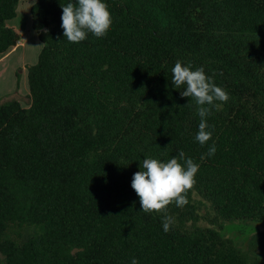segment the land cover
I'll return each mask as SVG.
<instances>
[{"label": "trees", "instance_id": "1", "mask_svg": "<svg viewBox=\"0 0 264 264\" xmlns=\"http://www.w3.org/2000/svg\"><path fill=\"white\" fill-rule=\"evenodd\" d=\"M22 1L42 49L28 106L0 102V264H264V232L249 251L223 234L264 225V0H104L107 34L80 43L61 27L70 0H0V55L21 40L8 22ZM178 60L230 97L204 146ZM179 151L199 165L188 204L144 213L133 175Z\"/></svg>", "mask_w": 264, "mask_h": 264}, {"label": "clouds", "instance_id": "2", "mask_svg": "<svg viewBox=\"0 0 264 264\" xmlns=\"http://www.w3.org/2000/svg\"><path fill=\"white\" fill-rule=\"evenodd\" d=\"M61 7V27L69 43L84 41L88 33L97 38L104 37L112 24L111 14L104 0H78V3L70 0ZM171 71L174 87L184 86L180 95L192 98L198 106L200 123L195 139L204 146L212 138L206 117L210 114L212 107H219L216 104L217 101L227 102L230 97L225 90L214 83L212 76L205 74L203 67L192 70L190 65L182 66L181 61L178 60ZM215 152L216 148L212 145L207 155L212 156ZM140 169L133 175L131 186L140 198L144 213L165 212L167 206L173 202L177 207L188 204L187 193L196 183L195 176L199 165L192 159L186 158L183 151H179L176 156L166 162L153 158L143 159ZM172 223V217L165 215L163 230L168 232ZM131 264H138V261L133 258Z\"/></svg>", "mask_w": 264, "mask_h": 264}, {"label": "crops", "instance_id": "3", "mask_svg": "<svg viewBox=\"0 0 264 264\" xmlns=\"http://www.w3.org/2000/svg\"><path fill=\"white\" fill-rule=\"evenodd\" d=\"M25 2H20L17 9V16L8 22L9 27L15 29L21 35V28L29 29L25 26L27 23L25 21H20L18 15L20 11L25 9L28 16L30 15V10L33 2L23 8ZM23 14L27 17V14ZM25 26V27H23ZM37 38V37H36ZM40 44V43H39ZM26 45L21 40L17 45L11 48L7 53L0 55V102L7 98H17L22 103L23 99H27L29 95V84H28V67L34 65L38 61L39 52L41 51L42 45H39L37 51L29 47L25 48ZM22 48L21 52H17ZM36 60V61H35ZM17 72L19 76H17Z\"/></svg>", "mask_w": 264, "mask_h": 264}, {"label": "rangeland", "instance_id": "4", "mask_svg": "<svg viewBox=\"0 0 264 264\" xmlns=\"http://www.w3.org/2000/svg\"><path fill=\"white\" fill-rule=\"evenodd\" d=\"M22 2H25L23 8H26L25 6L32 3V1H22ZM25 13H26L25 9L23 11H20V14L18 15L17 19L19 18L20 21L21 22L24 21V23L26 21L27 24L25 26H28V24L31 22V17L28 16V13H26L27 17H24L23 14ZM21 41L24 42V44L26 45L25 48L29 47L31 49H34L35 51H37L39 45L41 44V42L38 39L37 33L32 29L31 24H29V29L25 28L23 30V28H21ZM21 51L22 48H20L17 52L19 53ZM28 103H29L28 98L22 100V104L24 106H28ZM203 224L206 225V223L204 222ZM260 232H264V225L257 223H230V224H226L223 229V234L226 237L233 239L238 244V246L244 251H249L250 241L252 236ZM256 253L259 254L262 258H264V252L261 251L260 247H256Z\"/></svg>", "mask_w": 264, "mask_h": 264}]
</instances>
